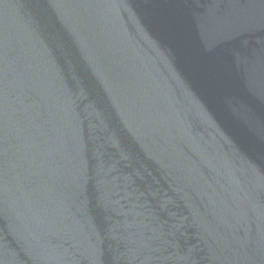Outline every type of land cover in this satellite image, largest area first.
<instances>
[{"label":"water","instance_id":"obj_1","mask_svg":"<svg viewBox=\"0 0 264 264\" xmlns=\"http://www.w3.org/2000/svg\"><path fill=\"white\" fill-rule=\"evenodd\" d=\"M0 264H264V0H0Z\"/></svg>","mask_w":264,"mask_h":264}]
</instances>
